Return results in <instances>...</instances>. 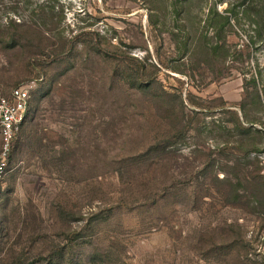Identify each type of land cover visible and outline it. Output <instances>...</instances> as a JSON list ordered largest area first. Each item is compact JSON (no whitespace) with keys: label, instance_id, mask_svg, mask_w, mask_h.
<instances>
[{"label":"rangeland","instance_id":"1","mask_svg":"<svg viewBox=\"0 0 264 264\" xmlns=\"http://www.w3.org/2000/svg\"><path fill=\"white\" fill-rule=\"evenodd\" d=\"M263 3L0 0V97L30 94L0 181V264H264V94L238 150L232 114L185 100L238 110L254 69L264 93ZM213 6L230 14L219 32Z\"/></svg>","mask_w":264,"mask_h":264},{"label":"trees","instance_id":"2","mask_svg":"<svg viewBox=\"0 0 264 264\" xmlns=\"http://www.w3.org/2000/svg\"><path fill=\"white\" fill-rule=\"evenodd\" d=\"M245 1H248V3L250 5H254L253 9L256 10L255 8H256L257 4H259L261 1H264V0H245ZM263 6H264V3H263ZM10 8L15 11V8H17V5L7 7V10ZM40 8H41L42 14H45L44 17H51L52 16V14H53V8L52 7H48V9H44L40 6ZM225 10L230 12V13L233 12V10L230 8L225 9ZM32 13H34V12L32 11ZM229 16H230V14L222 15L213 6L208 11V17H207L206 21H207L208 25L209 24L215 25V23H217L218 26L216 27V30L219 32V31H221L223 26L229 22ZM217 19H218V22H216ZM212 21H215V23H213ZM83 35H85V32L78 33L77 35L74 36V39L78 40ZM250 40H252L251 36H250ZM222 47H223V45L221 44V42L217 41L213 45L212 49L218 50V49H221ZM104 52L107 55H110V56H113V57H116L119 59H135L136 60V58H133L130 56L121 55L118 53H112V52H108V51H104ZM35 60H38V59H35ZM260 78H261V72L259 69L249 70L248 74L243 77V83H242L243 96H242V99L239 102V106H238V110L240 111V115L238 114V110H236L234 108H229L223 103L218 104V105H209V104L205 105L203 103H197L190 98L191 97L190 94H189V97L186 98L185 100L190 105L194 106L193 107L194 110H196V109H198L200 111L202 109L210 110V109L218 107L219 109H222V111L232 114L234 116V131L236 132V134L239 138L237 145H236V148H237L236 150H238L240 148H243L242 146H244V144H245L243 139L246 138L247 136L253 135V133L258 130L257 128H255L256 126L254 124V121L256 118L251 113V110H252L251 106L253 104H257V103L260 104L262 97H263V94H264L262 87L260 86L261 85ZM28 112H29V106H28ZM189 125L190 124L187 123L186 125L181 127V129H179L176 133H173V134L157 141L153 145L152 148H157L158 150L166 151L167 149H169V147L171 145H173V144H175V143H177L183 139V137L186 135V132L189 130V127H190ZM256 149H257L256 147H253L252 149H246V151H247L246 153L251 152V151H255ZM208 167L209 166L207 164H205L198 171L199 175L206 178L208 176V175H206V173H208V171H209ZM250 177H251V175L249 176V178ZM216 178L219 179L218 175L216 176ZM219 180L222 181L223 183L224 182H230V178L225 177V175H223ZM263 185L264 184L261 183L259 188L263 189L264 188ZM233 194H236V197L238 196L237 195L238 193H236L235 189L233 190ZM60 252H61V247L55 246L51 250L50 254L54 255V254H58Z\"/></svg>","mask_w":264,"mask_h":264},{"label":"built area","instance_id":"3","mask_svg":"<svg viewBox=\"0 0 264 264\" xmlns=\"http://www.w3.org/2000/svg\"><path fill=\"white\" fill-rule=\"evenodd\" d=\"M29 90L18 85L0 97V181L7 172L12 145L28 115Z\"/></svg>","mask_w":264,"mask_h":264}]
</instances>
